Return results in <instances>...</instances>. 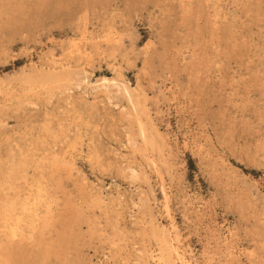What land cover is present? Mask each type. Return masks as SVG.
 Returning a JSON list of instances; mask_svg holds the SVG:
<instances>
[{
	"label": "rangeland",
	"instance_id": "374dc122",
	"mask_svg": "<svg viewBox=\"0 0 264 264\" xmlns=\"http://www.w3.org/2000/svg\"><path fill=\"white\" fill-rule=\"evenodd\" d=\"M0 264H264V0H0Z\"/></svg>",
	"mask_w": 264,
	"mask_h": 264
}]
</instances>
